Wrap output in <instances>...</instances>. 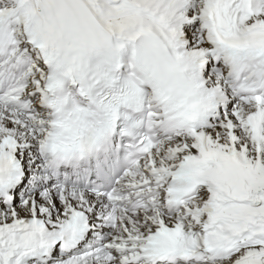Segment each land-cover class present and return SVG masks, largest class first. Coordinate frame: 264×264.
<instances>
[{
  "label": "snow or ice",
  "instance_id": "1",
  "mask_svg": "<svg viewBox=\"0 0 264 264\" xmlns=\"http://www.w3.org/2000/svg\"><path fill=\"white\" fill-rule=\"evenodd\" d=\"M0 264H264V0H0Z\"/></svg>",
  "mask_w": 264,
  "mask_h": 264
}]
</instances>
